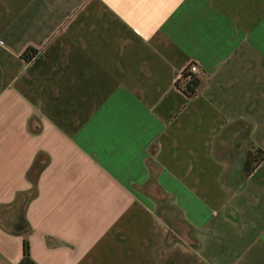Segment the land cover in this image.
Returning a JSON list of instances; mask_svg holds the SVG:
<instances>
[{
	"label": "crops",
	"instance_id": "1",
	"mask_svg": "<svg viewBox=\"0 0 264 264\" xmlns=\"http://www.w3.org/2000/svg\"><path fill=\"white\" fill-rule=\"evenodd\" d=\"M253 149L264 0H0V264H264Z\"/></svg>",
	"mask_w": 264,
	"mask_h": 264
},
{
	"label": "trees",
	"instance_id": "2",
	"mask_svg": "<svg viewBox=\"0 0 264 264\" xmlns=\"http://www.w3.org/2000/svg\"><path fill=\"white\" fill-rule=\"evenodd\" d=\"M36 55L34 50L28 51L25 56L24 60L26 62H30ZM199 73V72H198ZM198 73L197 74H190L189 72L184 73L183 78L180 79L179 84L182 87H186L188 90H193L194 87L198 86ZM190 77V79H188ZM264 160V151L261 149H253L251 150L245 159L244 163V177L248 178L259 166V164ZM19 264H37L32 256H31V248L29 241L27 238L24 241L23 247V258Z\"/></svg>",
	"mask_w": 264,
	"mask_h": 264
},
{
	"label": "rangeland",
	"instance_id": "3",
	"mask_svg": "<svg viewBox=\"0 0 264 264\" xmlns=\"http://www.w3.org/2000/svg\"><path fill=\"white\" fill-rule=\"evenodd\" d=\"M153 192L156 193V189ZM154 199H156L159 212L171 223V225H173L174 228L191 233L190 229H188V227L184 224L181 216L175 210L171 200L168 197H162L158 194L157 198L155 196Z\"/></svg>",
	"mask_w": 264,
	"mask_h": 264
},
{
	"label": "built area",
	"instance_id": "4",
	"mask_svg": "<svg viewBox=\"0 0 264 264\" xmlns=\"http://www.w3.org/2000/svg\"><path fill=\"white\" fill-rule=\"evenodd\" d=\"M189 72L190 74H197L199 72V67L195 64L191 65L184 73ZM184 73L181 75L180 79L183 78ZM190 79V77H188Z\"/></svg>",
	"mask_w": 264,
	"mask_h": 264
}]
</instances>
